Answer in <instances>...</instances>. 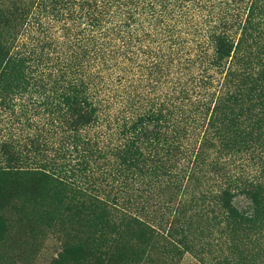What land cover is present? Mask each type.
<instances>
[{
  "label": "trees",
  "instance_id": "obj_1",
  "mask_svg": "<svg viewBox=\"0 0 264 264\" xmlns=\"http://www.w3.org/2000/svg\"><path fill=\"white\" fill-rule=\"evenodd\" d=\"M26 93L0 264L46 231L41 264H264V0H0V107Z\"/></svg>",
  "mask_w": 264,
  "mask_h": 264
},
{
  "label": "rangeland",
  "instance_id": "obj_2",
  "mask_svg": "<svg viewBox=\"0 0 264 264\" xmlns=\"http://www.w3.org/2000/svg\"><path fill=\"white\" fill-rule=\"evenodd\" d=\"M28 93L25 94L23 98L15 99L13 104L14 108L8 109L6 107H12V102L8 103L10 106L0 107V140L5 137H11V134L16 136L17 140L21 143H27V138L29 136L35 135L37 133V129H42L43 127L49 128V124H46V118L42 114H36L34 112L33 107L29 103ZM22 104L27 107L29 106V111L24 113L26 110L22 109ZM15 111V112H14ZM115 119V117H114ZM114 121V120H113ZM102 130L103 131H111L108 127V120L104 118L102 121ZM106 125V126H105ZM108 129V130H107ZM108 138L115 140L116 138L112 135L108 136ZM51 231H46L45 234L41 236V240L37 241V243L32 244L31 246H24V237L21 242L15 241L12 245L19 252H24V249L32 252L37 250V256L34 261L35 264H41L43 262V258L48 254V252H56L61 249L62 244L57 240L55 236L50 234ZM31 254V253H30ZM28 254V255H30ZM144 263V262H143ZM146 263V262H145ZM150 264V263H149ZM180 264H205L199 258H197L192 253H186L185 256L181 259Z\"/></svg>",
  "mask_w": 264,
  "mask_h": 264
}]
</instances>
